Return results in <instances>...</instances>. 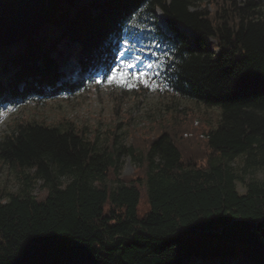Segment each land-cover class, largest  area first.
I'll return each mask as SVG.
<instances>
[{"label":"trees","instance_id":"1","mask_svg":"<svg viewBox=\"0 0 264 264\" xmlns=\"http://www.w3.org/2000/svg\"><path fill=\"white\" fill-rule=\"evenodd\" d=\"M206 2L46 0L42 28L0 47L9 103L106 79L133 40L169 91L219 109L214 127L158 118L132 130L128 146L117 126L103 147L70 119L14 122L0 137V164L21 184L0 187V264H264V181L229 164L242 155L245 166L264 167L262 2ZM123 156L130 176L120 175ZM35 179L42 194L30 191Z\"/></svg>","mask_w":264,"mask_h":264},{"label":"rangeland","instance_id":"2","mask_svg":"<svg viewBox=\"0 0 264 264\" xmlns=\"http://www.w3.org/2000/svg\"><path fill=\"white\" fill-rule=\"evenodd\" d=\"M207 7V0H195ZM264 12V0H261ZM158 17L161 13L158 12ZM158 23H163L162 19ZM116 66L106 79L97 77L87 83L83 89L71 95L59 94L46 102L27 101L20 104L9 103L8 96L0 97V137L9 131L18 120H36L49 124L62 122L65 118L76 124H83L88 133L97 132L99 143L106 147L111 130L117 126L119 142L128 146L132 130H150L158 118L180 121L200 122L207 127H214L219 118V109L205 107L188 98L179 97L169 91L159 80L158 62L149 56L137 41L124 40L115 60ZM73 66L66 63L63 70ZM121 73L126 83H118ZM143 73V76H140ZM115 76L116 79L109 80ZM84 82L86 78H83ZM130 85V86H129ZM229 164L244 180L264 181V167L244 165V157L239 155ZM135 166L129 156L121 159L120 175L130 176ZM20 181L12 169L0 164V187L10 192L20 189ZM41 180L32 182V195L42 194ZM237 190L244 191V182L236 181ZM146 209L145 198L138 203V213Z\"/></svg>","mask_w":264,"mask_h":264},{"label":"water","instance_id":"3","mask_svg":"<svg viewBox=\"0 0 264 264\" xmlns=\"http://www.w3.org/2000/svg\"><path fill=\"white\" fill-rule=\"evenodd\" d=\"M46 0H0V47L27 38L42 28Z\"/></svg>","mask_w":264,"mask_h":264},{"label":"snow or ice","instance_id":"4","mask_svg":"<svg viewBox=\"0 0 264 264\" xmlns=\"http://www.w3.org/2000/svg\"><path fill=\"white\" fill-rule=\"evenodd\" d=\"M144 74L143 73H140V76H143ZM123 76H124V74L123 73H121V77H120V79H117V82L118 83H126V81L123 79ZM112 79H116V77L115 76H113V77H109V80L111 81ZM130 86V85H129Z\"/></svg>","mask_w":264,"mask_h":264}]
</instances>
